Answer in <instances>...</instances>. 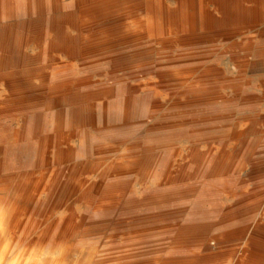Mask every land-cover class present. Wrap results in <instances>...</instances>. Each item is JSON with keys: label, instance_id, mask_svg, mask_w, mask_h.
Here are the masks:
<instances>
[{"label": "bare ground", "instance_id": "6f19581e", "mask_svg": "<svg viewBox=\"0 0 264 264\" xmlns=\"http://www.w3.org/2000/svg\"><path fill=\"white\" fill-rule=\"evenodd\" d=\"M213 1L217 21L233 13L235 0ZM209 21L206 0H0L1 71L26 65L19 73L49 90L46 104L11 115L13 99L0 90V264H172L178 256H189L185 264H264V180L248 171L264 170V130L240 133L232 151L214 154L187 115L173 120L159 110L166 83L174 82L168 100L185 102L214 75L202 60L189 65L190 54L161 56ZM30 45L38 53L29 55ZM106 50H114L108 70L81 68ZM168 126H187L178 139L188 144L156 135ZM184 169V185L164 193ZM132 173L137 187L122 183ZM115 209L123 222L150 211L177 217L89 237L93 213ZM145 249L156 257L129 261Z\"/></svg>", "mask_w": 264, "mask_h": 264}, {"label": "rangeland", "instance_id": "374dc122", "mask_svg": "<svg viewBox=\"0 0 264 264\" xmlns=\"http://www.w3.org/2000/svg\"><path fill=\"white\" fill-rule=\"evenodd\" d=\"M261 2H263V0H235L233 13L230 15L222 13L219 16L220 21H217L218 14L214 11V1L206 0V8L211 21L208 22L209 25L207 24L205 29L194 31L198 38H194L184 44H167L161 48L163 62H177V60L185 58L187 54H190V58L188 57L190 60L187 61L189 65L195 67L199 66L202 60L206 67L216 69L214 75L209 73L204 77L201 83H196L197 85H201L203 89H199L190 94L188 101L172 103V99L168 100L171 95L168 96L167 94H169L170 89H172L171 86L173 85L171 84L174 83L173 81L166 83V85L162 83L164 86L159 88L162 92L161 98L163 100L162 105L159 106L161 115L163 113L168 118H173V120L178 119L180 116L187 115L188 119L191 121L190 131L191 133L194 132L196 137L198 136V142H201L199 145L206 149L212 146L213 152L215 151L214 154L219 153V148L221 147L226 149V151H232L231 149L236 147L237 142L243 138V135H240V133H245L248 137L252 136L254 132L264 130V124L260 121V117H264V109H259L260 105L258 103H246L252 98H256L253 94L258 89L262 90V94H264L263 88L252 85L250 76L251 70L256 66L262 65L264 60L263 49L257 47L259 45V37L264 33V2ZM169 3H173V1ZM38 51L39 47L36 48L33 45H30L27 49L29 55H35ZM113 51L114 50H106L86 56L81 68L93 73L94 64H104L105 70H108L110 65L107 63L112 60L109 58L108 54ZM34 65L35 64L32 65V63L29 64V66ZM24 67H26V65L10 69L5 68V72L0 69V75H7V77L2 78L6 80V83L3 84L2 79H0V90H6V93L10 96L9 98L13 99L10 108L6 110V114L8 115L20 111L38 109L46 104L49 99V90L38 85L39 80L35 79L36 76H33L32 73H19ZM65 72L62 74L65 75ZM8 74L10 75L8 76ZM128 74H130V71L127 70L125 74H121V76L126 77ZM1 121H3V118L0 114V122ZM184 123L185 122H183V124ZM260 124H263V126ZM170 126L166 128L163 127V130L158 131L159 134L156 132V135L167 137L175 134L174 137H177V139L180 138V136H186L187 126H183L181 129L176 126H173L172 129ZM154 131L155 130H151L150 134L155 135ZM177 142L188 144L186 140L181 142L178 139ZM206 149H204L205 152L207 151ZM256 167L257 166L250 167L248 171H252L251 178L253 182L258 183L264 180V170L260 171V168ZM120 168L122 167H119V169ZM184 171L186 172L188 169L175 171L173 174L175 179L174 184L164 186V193L172 194L174 193V189H176L177 192V187L184 185L186 182L185 178H187ZM126 176L127 178H125V181L122 183L127 186L137 187L136 181L138 178L136 173ZM181 178H184L183 182H181ZM218 187L221 188L220 186ZM153 188L154 186L151 184L149 190H153ZM136 190L139 189L136 188ZM118 211L119 209L111 210V213L94 212L93 218L95 219H93L94 224L92 223L93 226L90 229L89 237L96 241L113 227H157L161 224L173 223L174 219L177 217V212L174 209L165 214H160V212H158L159 215L152 214V211H150L143 212V214L139 215L137 218L130 217L123 222L116 217ZM101 217L102 220L104 219L103 221L100 219ZM102 232L103 234H101ZM145 252L144 254L138 255V258H131L129 261L142 262L156 257V255H151L153 253L152 251L150 252L145 249ZM188 258L189 256H178L172 264H185ZM190 261L191 264H206L195 259H190L189 264ZM144 264L149 263L144 262Z\"/></svg>", "mask_w": 264, "mask_h": 264}, {"label": "crops", "instance_id": "0c3cea01", "mask_svg": "<svg viewBox=\"0 0 264 264\" xmlns=\"http://www.w3.org/2000/svg\"><path fill=\"white\" fill-rule=\"evenodd\" d=\"M264 2V0H263ZM261 2V3H263ZM263 5V4H262ZM258 48L263 49L264 54V33L259 37V45ZM251 83L252 85H256L257 87L264 89V60L263 64L260 66H256L254 69L251 70ZM262 90L258 89L253 95L256 98H252L246 103H258L259 109H264V94H262Z\"/></svg>", "mask_w": 264, "mask_h": 264}]
</instances>
